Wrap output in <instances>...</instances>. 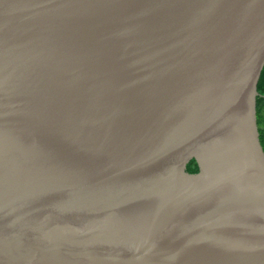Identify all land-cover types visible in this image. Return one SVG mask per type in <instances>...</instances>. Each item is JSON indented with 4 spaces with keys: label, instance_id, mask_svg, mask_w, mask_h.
Segmentation results:
<instances>
[{
    "label": "water",
    "instance_id": "1",
    "mask_svg": "<svg viewBox=\"0 0 264 264\" xmlns=\"http://www.w3.org/2000/svg\"><path fill=\"white\" fill-rule=\"evenodd\" d=\"M263 63L264 0H0V264H264Z\"/></svg>",
    "mask_w": 264,
    "mask_h": 264
},
{
    "label": "trees",
    "instance_id": "2",
    "mask_svg": "<svg viewBox=\"0 0 264 264\" xmlns=\"http://www.w3.org/2000/svg\"><path fill=\"white\" fill-rule=\"evenodd\" d=\"M258 90L260 94L257 97V118L260 140L264 148V63L259 77ZM187 170L191 173H197L199 171V166L194 158L188 162Z\"/></svg>",
    "mask_w": 264,
    "mask_h": 264
}]
</instances>
